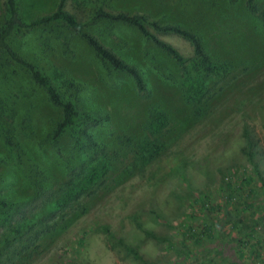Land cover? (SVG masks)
<instances>
[{
    "label": "rangeland",
    "instance_id": "1",
    "mask_svg": "<svg viewBox=\"0 0 264 264\" xmlns=\"http://www.w3.org/2000/svg\"><path fill=\"white\" fill-rule=\"evenodd\" d=\"M3 1L0 0V21ZM19 1L26 20L54 12L59 3V0ZM209 1L195 0L186 7L178 3L174 9L187 21L203 14L212 22L220 16L215 3L209 5ZM144 2L153 12L167 17L172 9H162L156 0ZM67 4L80 19H87V12L76 7L74 0H67ZM174 9L172 18L182 21L173 16ZM244 23L238 19L236 28H228L233 23L225 27L218 23L217 27L227 35L236 34L238 29L242 35H253L255 47L247 48L256 54L246 52L244 56L259 58L264 52V34L261 30L254 34L251 26H243ZM53 30L41 27L21 35L15 48L37 60L54 77V65L42 60L37 51V44L48 42ZM124 30L108 32L109 39L125 58L141 66L150 90L146 95L136 92L132 79L111 73L100 63L92 62L83 51L78 58L70 57L62 62L76 78V92L81 88V110L93 107L109 122L108 129H99L97 136L103 146L101 155L112 158L110 171L87 193L64 207H43L50 195L46 188L28 203L24 201L15 211L12 223L22 217L21 212L36 207L29 238L26 243L24 237L7 242L0 251V264H241L234 259L239 256L241 246L238 247L235 239L245 230L242 225H259L264 215V65L245 72L239 65L223 78L209 79L202 100L188 102L178 79L180 68L171 56L152 54L150 45H145L134 32ZM213 33L218 32L213 30ZM165 37L184 55L193 56L187 40L176 35ZM6 62V55L1 53L0 71L12 67ZM55 63L62 64L57 60ZM35 87L21 92L23 97L20 95L13 111H8L7 104L0 105V111L7 116V126L30 136L22 137L26 147L23 151L37 166L42 165L37 169L43 174L47 167L59 170L69 162L73 138L71 141L67 136L63 138L65 143L60 147L64 160L58 165L60 157L52 152L53 142L49 143L47 134L61 120L62 110ZM158 105L167 113L168 124L160 133H153L151 115ZM199 108L203 111L199 112ZM246 133L254 141L252 147ZM145 140L150 144L158 142L163 149L142 165L139 157ZM114 148L119 153L112 151ZM251 148L254 158L250 160ZM89 153L88 161L98 155L92 149ZM84 154L80 151L79 155ZM0 155V160L6 163L9 151L1 150L0 146ZM76 170L80 172L79 168ZM247 178H251V183L245 184ZM64 183V179L53 183L56 196L62 194ZM204 201L208 202L206 209ZM44 231H49L47 236L34 243ZM5 232L6 228L0 226L2 238ZM256 233L264 238V227ZM120 239L135 252L129 251ZM221 239L231 250L220 253L216 249ZM17 250L23 251L22 257ZM261 250L264 253V246ZM188 251L193 255L182 259ZM254 256L250 254V260L243 259L242 264H257Z\"/></svg>",
    "mask_w": 264,
    "mask_h": 264
},
{
    "label": "trees",
    "instance_id": "2",
    "mask_svg": "<svg viewBox=\"0 0 264 264\" xmlns=\"http://www.w3.org/2000/svg\"><path fill=\"white\" fill-rule=\"evenodd\" d=\"M202 1L206 3L208 0ZM3 2V18L0 21V54L6 55V64L8 63L12 67H4L0 71V98L2 99L0 105L7 104L8 111H13L21 92L32 85L34 88L37 86L44 92L51 104L62 110L61 120H58L54 128L47 134L49 143L53 142L52 152L60 157L57 160L58 165L61 166L62 160H64L61 156L60 144L65 143V138L69 140L73 138V141L70 140L72 155L69 162L63 165L64 168L55 170V168L47 167L45 173L42 174L37 169L42 165L37 166L28 153L23 151L26 147L22 144V137L30 136L7 126L9 122L5 120L6 115L0 111V146L1 150L5 148L7 152L9 151V157L4 155L7 157L5 158L6 163L0 160V165H2L0 166V226L6 228V232L3 233L5 236L2 238L0 235V251H3V247L7 246V242L11 240L24 237V243H26L29 238L33 222L31 216L35 214L36 207L29 212H21L22 217L18 219L17 223H12L17 213L15 211L19 210L24 201L28 203L46 188L50 195L48 203H45L43 207L46 209L64 207L78 200L82 194L87 193L91 187L101 181L102 176L112 167L110 164L112 158L107 156L108 154L101 155L103 146L97 136L99 129H108L109 122L93 107L86 111L81 110L79 106V102L82 100L79 92L81 88L76 92V78L62 63L63 60L70 57L78 58L80 52L83 51L92 62L100 63V66L110 69L111 73L125 75L132 79L136 92L146 95L150 90L145 74L140 69L141 66L132 59L125 58V55L117 49L116 44L110 41L108 36V32L114 33L117 29L122 32L124 30L122 28H125L124 31L134 32L145 45H150L149 50L152 54L171 56L173 62L180 68L178 79L180 85L184 87V95L188 102L202 100L207 94L209 79L223 78L239 65L242 66L244 72L264 65V52L259 58L244 56L246 52L256 54L254 50L247 48L255 47L253 43L256 40L253 35L247 33L242 35L240 29L236 34L229 33L227 35L217 27L220 25H217L218 23L224 27L226 24L233 23L228 28H236L234 24H237L238 19H241L245 22L243 26H251L254 34H259L260 30L264 34V0H210L209 5L215 3V11L220 16L213 18L212 22L207 21L203 14L195 15L193 19L187 21L181 16L179 17L178 12H175L174 8L178 3L182 7H186L195 0H156L162 9H174L173 16L181 18L180 22L172 18V9L167 17V15L153 12L151 8L145 6L144 0H74L76 7L87 12L88 17L85 21L79 18V14L67 8V0H59L58 7L54 12L31 20H26L23 17L19 0H4ZM213 10L209 9V12L215 13ZM202 22H204L203 25ZM191 24L195 26L192 27ZM97 25L100 27L96 30ZM41 27L54 29L48 42L37 44V51L42 60H47L54 65V77H58L56 80L45 66L37 60L26 57L15 48V43L18 42L21 35ZM213 30L218 33H213ZM171 35L182 37L191 44L193 48L191 58L184 55L165 37ZM55 60L62 64L56 65ZM58 80L59 82H56ZM199 109V112L203 111ZM167 124V113L160 105L155 106L151 115V131L160 133ZM246 135H248L249 146L252 147L254 141L248 133ZM91 149L98 152V155L95 159L92 157L93 160L88 161ZM162 149V144L158 142L150 144L145 140L142 146L143 152L139 157L141 164L146 165L149 160L155 157L156 152L158 153ZM80 151L85 152L84 156L79 155ZM112 151L116 152L117 150L114 148ZM248 154L250 160L254 158L252 148ZM78 163L81 165L79 166ZM76 168H79L80 172ZM60 173L63 174V177L60 176ZM60 179H64L65 183L61 185L62 194L56 196L54 194L56 191L52 186L55 181ZM246 183H251V178L245 179ZM229 186L233 188L230 183ZM203 206L206 209L208 202L204 201ZM258 223L259 227L257 225L249 227L242 225V229H245L246 232L242 230L240 233L242 235L235 239L238 247L241 245L239 256L234 258L236 262L242 261L246 252L258 257L264 239L256 232L264 227V215ZM234 227L237 228V226ZM106 230L112 235L108 228ZM49 231H44L41 236L39 233L34 243L44 239ZM148 233L151 234L150 231ZM244 236L248 238L243 240ZM252 238H256V240L253 241ZM119 241L123 243L121 239ZM123 245L129 251H134L130 245L125 243ZM217 247L220 253H224L226 249L231 250V247L228 248L223 239L217 244L216 249ZM232 249H235V246H232ZM192 251H188V254L182 259L190 258L193 255ZM231 253L230 251L229 254ZM18 254L22 257L23 251H18ZM228 258L223 261L227 262Z\"/></svg>",
    "mask_w": 264,
    "mask_h": 264
},
{
    "label": "crops",
    "instance_id": "3",
    "mask_svg": "<svg viewBox=\"0 0 264 264\" xmlns=\"http://www.w3.org/2000/svg\"><path fill=\"white\" fill-rule=\"evenodd\" d=\"M262 245L264 246V240H262ZM261 252H262V250L260 249V252H259L258 257H257V264H264V253H261ZM243 259H246L247 261L250 260V254L245 253L242 260ZM240 263L242 264V261H240Z\"/></svg>",
    "mask_w": 264,
    "mask_h": 264
}]
</instances>
